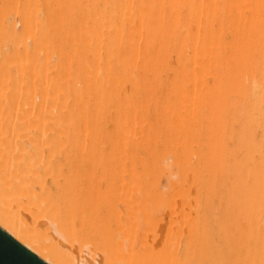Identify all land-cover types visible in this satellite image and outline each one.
Wrapping results in <instances>:
<instances>
[{
	"label": "bare ground",
	"instance_id": "1",
	"mask_svg": "<svg viewBox=\"0 0 264 264\" xmlns=\"http://www.w3.org/2000/svg\"><path fill=\"white\" fill-rule=\"evenodd\" d=\"M0 230L45 264H264V0H0Z\"/></svg>",
	"mask_w": 264,
	"mask_h": 264
},
{
	"label": "water",
	"instance_id": "2",
	"mask_svg": "<svg viewBox=\"0 0 264 264\" xmlns=\"http://www.w3.org/2000/svg\"><path fill=\"white\" fill-rule=\"evenodd\" d=\"M0 264H45L0 230Z\"/></svg>",
	"mask_w": 264,
	"mask_h": 264
}]
</instances>
